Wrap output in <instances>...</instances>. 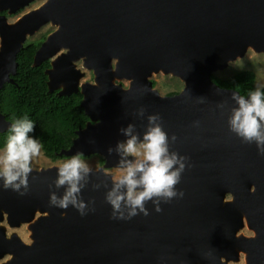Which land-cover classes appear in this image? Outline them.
Wrapping results in <instances>:
<instances>
[{
  "label": "water",
  "instance_id": "obj_1",
  "mask_svg": "<svg viewBox=\"0 0 264 264\" xmlns=\"http://www.w3.org/2000/svg\"><path fill=\"white\" fill-rule=\"evenodd\" d=\"M32 1L0 0V89L14 82L16 55L27 37L53 25L33 64L46 60L37 59L43 47L46 55L62 50L45 70L48 90L79 91L89 117L59 154H98L104 162L82 189V199L95 209L85 216L72 206H50V193L65 191L54 184L59 165L33 168L23 196L4 190L0 181V219L26 223L32 239L24 243L15 236L2 264H229L239 251L246 253L245 264H264V155L230 131L238 91L211 78L248 47L264 50V0H43L7 20L6 14ZM78 59L93 71V82H80ZM66 70L71 85L51 86L50 79L63 80ZM158 72L177 76L182 89L160 95L149 79ZM121 79L129 80L126 88L115 82ZM153 114L162 117L170 151L189 157L191 166L176 186L185 195L162 201L161 212L149 201L148 216L114 220L106 202L112 174L104 169L118 166L120 157L108 149L126 139L120 129L130 123L142 139ZM11 124L0 113V132ZM243 214L252 236L237 234Z\"/></svg>",
  "mask_w": 264,
  "mask_h": 264
},
{
  "label": "clouds",
  "instance_id": "obj_2",
  "mask_svg": "<svg viewBox=\"0 0 264 264\" xmlns=\"http://www.w3.org/2000/svg\"><path fill=\"white\" fill-rule=\"evenodd\" d=\"M264 85L245 97L234 92L232 100L238 107L232 108L228 123L230 131L235 133L246 144L257 145L259 153L264 155ZM203 102V98H201ZM223 108L224 104L218 105ZM145 109H139L143 117ZM148 124L141 139L135 124L121 128L126 137L119 141L115 148H109V154L115 152L119 157V173L112 177V187L106 193V202L112 206V219L131 220L143 213L149 215L146 204L151 201L155 211L161 212V202L170 203L174 198H183L185 193L177 189L189 157L170 151L168 133L164 130L162 117L159 114L149 115ZM199 122H197V125ZM35 123L27 116L16 120L9 129L10 135L0 154V181L4 190L11 189L21 196L29 190V175L33 172L34 159L42 156V144L29 135L34 131ZM177 140L171 136V142ZM93 169L80 158L73 155L58 167V178L55 188L65 189L62 196L56 191L50 193V206L60 209L76 208L85 216L90 208L82 197V189L89 183ZM105 175H109L105 171ZM51 187V186H50ZM100 188V184L93 185ZM94 203V202H93Z\"/></svg>",
  "mask_w": 264,
  "mask_h": 264
},
{
  "label": "trees",
  "instance_id": "obj_3",
  "mask_svg": "<svg viewBox=\"0 0 264 264\" xmlns=\"http://www.w3.org/2000/svg\"><path fill=\"white\" fill-rule=\"evenodd\" d=\"M45 38L44 34L23 43L16 55L17 68L12 75L14 82H6L0 89V113L10 123L25 116L32 120L35 123L34 131L29 135L42 144L44 156L55 161L64 157L59 154L60 151L70 147L76 130L83 128L89 117L80 104L82 94L79 91L58 95L57 90H48L45 73L50 67L48 59L38 65L33 64L34 54ZM211 78L218 86L234 89L247 97L257 87L255 73L249 69L238 70L224 77L212 74ZM179 87L177 85L168 95L177 94L181 90ZM10 127L0 132V149L7 142ZM103 162L104 158L100 156V163Z\"/></svg>",
  "mask_w": 264,
  "mask_h": 264
},
{
  "label": "rangeland",
  "instance_id": "obj_4",
  "mask_svg": "<svg viewBox=\"0 0 264 264\" xmlns=\"http://www.w3.org/2000/svg\"><path fill=\"white\" fill-rule=\"evenodd\" d=\"M43 0H34L30 2L28 5L19 8L12 14H6L7 20L9 22L15 21L19 16L25 13L28 10H31L37 6H39ZM54 30V26L50 23L43 25L39 30H37L31 36H28L26 40H36L40 38L42 35H48ZM50 60V59H48ZM74 65L77 69L80 70L82 76L80 78V82H93L94 73L92 70L83 67L82 59H78L74 61ZM249 69L254 71L255 73V85H264V51H256L252 47H248L246 51L241 56H237L233 60L227 62L226 66L220 70H216L213 75L218 77L228 76L235 71ZM152 82H154L153 87L158 90L160 95H168L170 91L176 88L179 85V89H182L184 83L177 76L171 74H165L163 72L153 73L150 78ZM116 83H121L124 88H126L129 84V80L121 79L115 80ZM4 148L0 149V154H3ZM71 156H64L63 158H59L55 161H51L47 157L44 156L42 152V156L34 159L32 163V168L39 169L45 168L51 165H61L64 161L71 158ZM80 158L86 161L92 169H97L98 166H101L103 163H100V155L98 154H90V155H80ZM105 171L112 174V177L119 173L118 167H109L105 168ZM226 199L230 198V194L225 196ZM15 230V229H14ZM16 232L20 235L22 241L24 243H30L32 241L30 237V229H28L27 224L26 228L24 225L20 227V229L16 230ZM238 235H246L252 236L254 235V231L250 229L246 222H244V226L239 229ZM231 262V263H230ZM1 264V262H0ZM229 264H245V253L240 251L239 258L237 261H229Z\"/></svg>",
  "mask_w": 264,
  "mask_h": 264
},
{
  "label": "flooded vegetation",
  "instance_id": "obj_5",
  "mask_svg": "<svg viewBox=\"0 0 264 264\" xmlns=\"http://www.w3.org/2000/svg\"><path fill=\"white\" fill-rule=\"evenodd\" d=\"M22 225H24L26 228V223H21L18 226L11 225L4 215L0 219V251H4L2 256H0L1 264L11 257V254L8 252V250H10L14 246L15 236H18L21 239L16 230L20 229Z\"/></svg>",
  "mask_w": 264,
  "mask_h": 264
},
{
  "label": "bare ground",
  "instance_id": "obj_6",
  "mask_svg": "<svg viewBox=\"0 0 264 264\" xmlns=\"http://www.w3.org/2000/svg\"><path fill=\"white\" fill-rule=\"evenodd\" d=\"M5 8V10H8V9H10L9 7H4ZM2 26L0 27V30L2 31ZM1 36H0V41H1ZM46 51H47V48L46 47H43V48H41V50L38 52V55H37V59H50V60H54L55 59V57L57 56V54H59L60 53V51H62V50H60V51H57L55 54H51V55H46ZM261 51H264V50H261ZM231 60H233V59H231ZM228 61H230V60H228ZM74 62V61H73ZM86 68V67H85ZM69 70V69H68ZM68 70H66V75L64 76V78H63V80H54L53 78H51L50 79V85L51 86H57V85H59L60 87H62L64 84H65V86H69V85H71V83H72V81H73V77H72V75L70 74V71H68ZM217 70H220V69H217ZM216 71V70H215ZM214 71V72H215ZM68 76H71L72 78L70 79ZM97 84V86H99V83H96ZM116 167H118V166H116ZM225 201V200H224ZM243 219H244V222H246V224H247V221L245 220V216H244V214H243ZM253 230V229H252ZM240 252V251H239ZM245 253V252H244ZM245 256H246V253H245ZM231 263V262H230Z\"/></svg>",
  "mask_w": 264,
  "mask_h": 264
}]
</instances>
